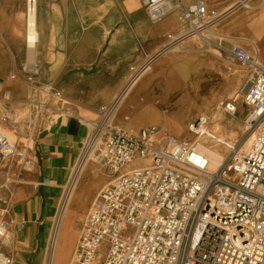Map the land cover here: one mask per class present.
Masks as SVG:
<instances>
[{
  "label": "built area",
  "instance_id": "1",
  "mask_svg": "<svg viewBox=\"0 0 264 264\" xmlns=\"http://www.w3.org/2000/svg\"><path fill=\"white\" fill-rule=\"evenodd\" d=\"M142 2L153 22L171 11L169 0ZM178 7L180 22L189 26L178 39L199 32L209 35L225 13L211 10L205 0ZM230 52L251 71L242 102L232 97L223 109L254 128L250 143L244 150L233 149L232 157L208 172V157L196 142L207 134L206 115L188 126L195 139L162 143L146 127L132 134L109 126L122 98L118 95L102 107L90 140L100 142V160L114 178L91 205L73 264H264V64L256 45L235 43ZM48 87L47 94L63 97L62 90ZM3 120L0 264H11L5 250L10 238L7 208L15 197L14 183H23L32 168L35 139L21 134L10 116ZM145 158L150 163L132 165Z\"/></svg>",
  "mask_w": 264,
  "mask_h": 264
},
{
  "label": "crops",
  "instance_id": "2",
  "mask_svg": "<svg viewBox=\"0 0 264 264\" xmlns=\"http://www.w3.org/2000/svg\"><path fill=\"white\" fill-rule=\"evenodd\" d=\"M102 1L108 0H40L44 19L60 18L52 22L60 27L56 44H49V37L46 47L47 53L53 47L60 50L59 61L44 58L46 65L62 66L56 83L66 91L63 101L55 96L50 99V109L60 113L56 118L37 104H30L34 113V122L29 126L35 139L33 164L25 174L28 181L24 180L7 208L10 238L5 250L12 258L11 264H47L55 218L90 137L87 120L95 119L102 107L147 67L187 63L188 71L196 77V66L204 64L214 80L210 89L230 93L239 90L249 75L230 65L232 42L243 43L246 48L258 46L264 64V0H207L211 10L227 12L216 25L217 36L225 41L209 42L207 50L195 42H183L185 51L179 54H155V39L165 33L164 27L150 24L142 0ZM170 1L174 8L167 18L172 22L167 29L178 30L180 25L174 24L181 12L178 4L187 6L196 0ZM20 2L24 0H0V90L7 83L5 74L15 78L17 73L15 48L21 25L15 18H21L26 6ZM105 28L114 30L113 39L102 41ZM149 37L154 42H149ZM102 49L107 52L102 53ZM17 84L24 85L30 96H15L20 104L7 106L10 114L29 111L27 98H41L25 82L19 80ZM11 88L9 91L15 93Z\"/></svg>",
  "mask_w": 264,
  "mask_h": 264
},
{
  "label": "bare ground",
  "instance_id": "3",
  "mask_svg": "<svg viewBox=\"0 0 264 264\" xmlns=\"http://www.w3.org/2000/svg\"><path fill=\"white\" fill-rule=\"evenodd\" d=\"M109 3V0L102 1V4ZM167 8L169 10L173 9L172 2H169ZM40 13V0H35L34 4H29L28 0H26V60L29 65L34 66L35 70H37L38 58L40 56L47 58L48 56L46 47L47 39L50 37L49 26L52 23L49 18L44 19ZM168 17L169 14L157 24L158 26L163 24V33L173 30L167 29L168 27L171 28L170 26L172 25V22L167 21ZM174 24L175 26L180 25L178 19L175 20ZM184 34L185 32L172 34L171 40L166 44L173 45L170 48L171 50H164L161 54L175 53L178 48H182V42L189 38L199 37L207 42L212 38L211 35L201 34L199 32L186 39H184L185 37L178 39ZM176 39L178 40L173 43ZM191 42L199 43V41ZM156 47H160L158 41ZM188 69L189 66L187 63L176 67L172 62H168L161 67H152L151 65L147 67L133 83H129L127 88L123 91L121 90L122 92L120 91L121 93L119 94L122 96V99L109 120V126L137 134L141 128L152 124L154 126V138L156 140L162 141L171 137L179 138L181 134L188 131V126L192 123V120L188 122L189 112L196 111L205 98H214V91L210 89L214 80L210 78V72L206 66L204 64L196 66V77ZM5 77L7 83L5 86H1L0 107L2 109H5L9 105L17 107L20 101L15 100L14 97H29L30 92L24 85L19 86L17 84L19 82L18 78H14L7 73ZM57 78L58 75H56L55 82H57ZM48 86L50 91H52L51 88H55L53 85ZM10 87H13L11 89L15 93L9 91ZM62 89L63 92L66 91V88ZM114 100L116 98L112 102ZM44 103L42 102V104ZM218 109L216 104L214 107H211L214 116H208V125L204 127V133L207 134L199 136L196 140L201 151L208 157V172L217 170L224 161V152L235 149L236 145V142H228L222 136V133L220 135V132L219 134L215 132L223 128L226 129L225 124H209L210 120L212 122V120L218 121L222 119L221 115L218 114L220 111ZM16 116H19V114H16ZM13 122L17 123L18 120H13ZM29 122H32V120L28 119ZM88 123L92 129L97 122L91 121ZM229 126H232V124H229ZM248 130H250L249 123L245 122L240 138ZM249 141L250 138L245 144V147L250 143ZM98 143L97 140L91 142L88 140L86 144L85 149L88 148L89 152L80 160L78 165L79 171L73 183L68 188V194H66L67 197L65 196L66 199L63 202L59 222L55 228L54 238L47 250V264L74 263L84 221L88 217L93 203L90 202V199L96 194L98 195L104 189L102 187L108 186L113 181L114 176L108 174L101 168L100 156L95 151ZM142 162L148 164L150 163V159L137 160L132 165ZM5 165L6 162L2 168H5ZM0 174L2 175V172Z\"/></svg>",
  "mask_w": 264,
  "mask_h": 264
},
{
  "label": "rangeland",
  "instance_id": "4",
  "mask_svg": "<svg viewBox=\"0 0 264 264\" xmlns=\"http://www.w3.org/2000/svg\"><path fill=\"white\" fill-rule=\"evenodd\" d=\"M25 2V5H26V0H24ZM24 2H20V4L24 3ZM169 2H172L169 0ZM193 2H190L187 4V6L191 5ZM206 3L208 5V2L206 0ZM144 7V6H143ZM20 8V7H19ZM211 8V7H209ZM145 9V8H144ZM22 15H21V18H15L17 20H19L20 22V25H21V31L19 33V37H20V41H19V45L16 46L15 48V55H16V67H17V73H15L16 77L22 81V82H25L26 84H28L30 87H32L33 89H35L37 91V93L40 94L41 98L39 100H36L33 99V98H27V102H25L26 104L29 103V105H27V108H29V111L28 109L26 111H22V112H19V113H14V114H10L8 108L6 107L5 109H2V107H0V123H4V120H3V117L5 116H10L12 120H18V122L16 124H13L16 128H18L19 132L21 134H32L31 132V129H30V123L32 124L33 123V120H34V113H32V111H30V104H37L39 106V108H41L42 111H49L50 114L56 118L58 115H60L59 112H56L54 110H51L50 109V99L52 98V96H54V94H47L45 92V88L48 87V85H53L56 89V91H61L63 90L62 88H60L57 83L55 82V79H56V75L59 71V69L62 67L61 65L59 64H55V65H46L45 64V61L48 60V61H52V58L54 61H59V59H57V56H60L59 53H57L58 51L60 50H57L55 49L54 47L53 48H49L48 50V53L47 55L49 56L48 59L45 60L44 57L40 56L38 58V65H37V70L34 69V66H31L28 64L27 60H26V48H25V11L23 10L22 11ZM147 13V12H146ZM170 14V12L168 13ZM181 12L179 13L178 15V20H179V16H180ZM227 14L224 13L223 17H225V15ZM148 15V14H147ZM149 17V16H148ZM47 18V17H45ZM51 22L55 23L56 21L58 22L60 20L59 17H48ZM222 19V18H221ZM149 22L150 24H152L153 26L158 24V22H153L151 19H149ZM180 22V21H179ZM51 23V25L53 24ZM217 25V24H216ZM59 25H55L53 24L52 26H50V29H52L51 33H50V40H49V44H56L55 41H56V38L59 37V33L56 32V30H59ZM189 26L187 23L185 24H182L180 23V26H179V29L178 30H170V31H167L165 32L164 34L160 35L157 39H155V41L159 42L160 43V49L159 48H156V49H159V50H154L156 53L155 54H159V53H163L164 50H168L171 48V46L173 45H166L170 40L171 38H169L170 35L172 34H175V33H182V32H186L188 30ZM112 28H109L108 30L105 28L104 29V32L102 33V41L104 40H111L113 39L114 37V30L111 31ZM116 29V27H115ZM216 26H214L213 28V32L212 33H209V35L212 36L211 40L212 41H217V42H224L225 40L222 39V38H219V36H217L218 34L216 33ZM190 37V36H189ZM153 37H149V42H154L152 40ZM187 38V37H186ZM184 38V39H186ZM197 39V40H196ZM48 40V39H47ZM52 41V42H51ZM191 41H199L198 44H200L204 50H207L208 49V44L209 42H212V41H204L202 39H200L199 37H196V38H189L187 40H185L184 42L187 43V42H191ZM175 43V42H173ZM183 43V42H182ZM184 43V44H185ZM235 43H238V44H242L244 46H247L243 43H240V42H232V44H235ZM166 45V46H165ZM19 46V48H18ZM183 46V45H182ZM171 50V49H170ZM182 51V52H180ZM101 52H107V50L105 49H102ZM159 52V53H158ZM184 52V48H178L177 51L175 53L179 54V53H183ZM229 61H230V65L231 66H234L236 68H240L242 70H245L247 73H249L251 71V69L247 66H243L239 63H237L233 58L232 56L230 55L229 56ZM263 63V62H262ZM36 66V65H35ZM31 77H33L31 79ZM245 85V84H244ZM244 85L239 89V90H236V91H232L230 93H224V92H221V91H217V92H214V98L213 99H208V98H205L204 101H202L201 105L199 106V108L196 110V111H190L189 114H188V122L192 120V118H194V116H198L200 114L202 115H206L207 117L209 116H214V112L213 110H211V107H214V105L216 104L218 106V108L220 109L219 111V115H221V120H210V125L212 124H225V128H223L222 130H218V131H215L217 134H219L220 132V135L222 133V136L228 141V142H232V143H235L236 142V145H235V151H238V150H242L243 148H246L245 147V144L247 143V141L249 140V138L251 137V135L253 134L254 132V128H251L250 130H248L247 132L244 133L243 137L240 138V134L242 133V130H243V127L245 125V121L244 119H241L239 116L237 115H232V114H229L227 112H225V110L223 109V105L224 103L229 100L230 98H234V97H237L238 98V101L239 103L242 102V98L244 96V93H245V90L243 89ZM127 88V86H125L124 88H122V91ZM121 91V92H122ZM63 92V91H62ZM120 92V93H121ZM65 96V94L63 93V97ZM120 96V94H119ZM56 99L58 101H63L64 98H59V97H56ZM122 99V98H121ZM42 102H45L44 104H42ZM112 102V101H111ZM111 102H109L108 104H110ZM107 105V104H106ZM218 109V110H219ZM16 114L19 116H16ZM102 116V111H100L99 113H97L93 118L95 119H91V120H87L88 122H91V121H94V122H98L100 120ZM28 119H31L32 122H29L28 123ZM86 121V120H85ZM193 122V120H192ZM188 124V123H187ZM229 124H232V126H229ZM90 125V124H89ZM91 128V127H90ZM146 128H148L150 131H153L154 132V126L152 124H148L146 126ZM188 130V129H187ZM126 131V130H124ZM127 132V131H126ZM188 132V133H187ZM92 133H93V128L91 129V133H90V137H89V141L91 140V136H92ZM191 133V132H190ZM189 131H186L185 133L181 134L179 138H187V139H194V134H190ZM154 134V133H153ZM206 137V136H204ZM179 138H168L167 140H162L161 142L162 143H165L167 141H170V140H174V139H179ZM239 138V139H238ZM155 139V138H154ZM156 140V139H155ZM204 140V139H203ZM158 141V140H156ZM160 142V141H159ZM100 142L98 143V145L96 146V154L99 155V150H100ZM231 149V148H230ZM88 148L85 149L82 157H81V160L88 154ZM229 151V152H224V160L228 157H232L234 155V152ZM101 168L102 170H104L105 172H107L108 174L110 175H113V173L109 170V168H107V166H105L102 162H101ZM79 171V166L77 167L76 169V172L74 174V177L72 178L71 182L68 184L67 186V191L65 193V196L67 197L66 194H68V188L69 186L73 183L77 173ZM12 177V176H11ZM4 179L3 177V174L1 175L0 174V181H2ZM23 179H25V177H23ZM26 181L27 178L25 179ZM22 183H14V193H15V196H16V191L18 190H21L19 189V187L21 186ZM27 184V183H26ZM24 184V185H26ZM105 188V187H102V189ZM101 190V189H100ZM99 190V191H100ZM97 195V194H96ZM95 195V196H96ZM64 196L63 198V201H62V204L59 208V211H58V214L55 218V225H54V228H53V234H52V239H51V243H52V240L54 238V235H55V228L57 227V224L59 222V218H60V213H61V210H62V206H63V202L64 200L66 199V197ZM94 197H92L90 199V202L92 203L93 200H94ZM89 214V213H88ZM87 219V217H86ZM86 219L84 221V225H85V222H86ZM84 225H83V228H82V232H83V229H84ZM82 235V233H81ZM81 237V236H80ZM77 251V250H76Z\"/></svg>",
  "mask_w": 264,
  "mask_h": 264
}]
</instances>
